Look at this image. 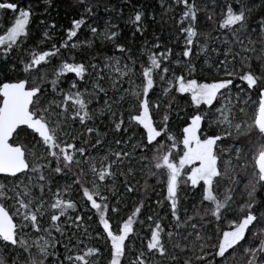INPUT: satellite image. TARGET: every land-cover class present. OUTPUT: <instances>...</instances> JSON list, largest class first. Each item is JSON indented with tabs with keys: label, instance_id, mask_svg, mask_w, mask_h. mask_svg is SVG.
Returning <instances> with one entry per match:
<instances>
[{
	"label": "snow or ice",
	"instance_id": "1",
	"mask_svg": "<svg viewBox=\"0 0 264 264\" xmlns=\"http://www.w3.org/2000/svg\"><path fill=\"white\" fill-rule=\"evenodd\" d=\"M43 2L0 0V264H264V0Z\"/></svg>",
	"mask_w": 264,
	"mask_h": 264
},
{
	"label": "trees",
	"instance_id": "2",
	"mask_svg": "<svg viewBox=\"0 0 264 264\" xmlns=\"http://www.w3.org/2000/svg\"><path fill=\"white\" fill-rule=\"evenodd\" d=\"M18 3H20L22 6L25 4H32L37 13L43 14L44 12L45 5H44L43 0H18ZM100 3H101V6H103V4H110V5L124 8V15L122 17H116L115 19L120 23V27L123 29L122 34L125 37H127L128 34L132 31V26L130 24H127L126 22L128 18L132 15L133 8L126 6L124 3V0H100ZM130 4L133 6H139L141 4H150L151 7L156 8L159 11L157 0H130ZM57 8H58V12L52 11L48 19L49 20L55 19L58 25L67 27L70 22V19L72 18L74 14L73 9L69 7L68 0H57ZM101 14L106 15L104 13H101ZM10 15L11 14L6 16L4 20L10 21ZM164 19H167V17H164ZM7 24L5 26H7ZM148 29H149L150 34L162 32L163 33L162 39L165 41L168 39L169 35L175 34L178 32V29L176 28L175 24L171 21L167 24H164L163 26L159 24H153L151 21H149ZM0 34H3L2 30H0ZM149 38H151V36H149ZM44 47L46 48L47 45H44ZM110 48H111V45L110 44L107 45V49H110ZM179 50H180V45L174 44V51L178 52ZM53 63L55 64L56 61H53ZM69 77L70 78L74 77V74H69ZM179 123L180 121H177V124ZM149 183L154 184L155 182L154 180H150ZM157 192H159V186H157ZM149 195L152 198V200H155L156 193L150 192ZM160 195L163 196L164 193H160Z\"/></svg>",
	"mask_w": 264,
	"mask_h": 264
},
{
	"label": "rangeland",
	"instance_id": "3",
	"mask_svg": "<svg viewBox=\"0 0 264 264\" xmlns=\"http://www.w3.org/2000/svg\"><path fill=\"white\" fill-rule=\"evenodd\" d=\"M9 20H4L5 25L8 23Z\"/></svg>",
	"mask_w": 264,
	"mask_h": 264
}]
</instances>
